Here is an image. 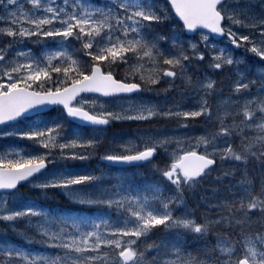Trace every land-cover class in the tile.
<instances>
[{"label":"snow or ice","instance_id":"1","mask_svg":"<svg viewBox=\"0 0 264 264\" xmlns=\"http://www.w3.org/2000/svg\"><path fill=\"white\" fill-rule=\"evenodd\" d=\"M0 264H264V0H0Z\"/></svg>","mask_w":264,"mask_h":264},{"label":"flooded vegetation","instance_id":"2","mask_svg":"<svg viewBox=\"0 0 264 264\" xmlns=\"http://www.w3.org/2000/svg\"><path fill=\"white\" fill-rule=\"evenodd\" d=\"M116 125L119 126L120 124H115L113 127L109 128V129H108V133H109V131L112 132V130L115 129ZM117 132H118V131H114V132H112L111 134H109V138H111V136H112L113 133H117Z\"/></svg>","mask_w":264,"mask_h":264},{"label":"trees","instance_id":"3","mask_svg":"<svg viewBox=\"0 0 264 264\" xmlns=\"http://www.w3.org/2000/svg\"><path fill=\"white\" fill-rule=\"evenodd\" d=\"M55 202H56V201H55ZM58 202L62 203V199H61L60 201H58Z\"/></svg>","mask_w":264,"mask_h":264},{"label":"rangeland","instance_id":"4","mask_svg":"<svg viewBox=\"0 0 264 264\" xmlns=\"http://www.w3.org/2000/svg\"><path fill=\"white\" fill-rule=\"evenodd\" d=\"M132 134V133H131ZM22 243V242H21Z\"/></svg>","mask_w":264,"mask_h":264}]
</instances>
